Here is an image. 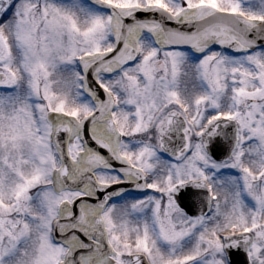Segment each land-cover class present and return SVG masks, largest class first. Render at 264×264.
Segmentation results:
<instances>
[{"label":"snow or ice","instance_id":"1","mask_svg":"<svg viewBox=\"0 0 264 264\" xmlns=\"http://www.w3.org/2000/svg\"><path fill=\"white\" fill-rule=\"evenodd\" d=\"M0 264H264V0H0Z\"/></svg>","mask_w":264,"mask_h":264}]
</instances>
